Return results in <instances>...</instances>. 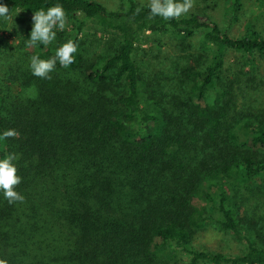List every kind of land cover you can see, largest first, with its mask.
Listing matches in <instances>:
<instances>
[{"label": "trees", "instance_id": "16d2710c", "mask_svg": "<svg viewBox=\"0 0 264 264\" xmlns=\"http://www.w3.org/2000/svg\"><path fill=\"white\" fill-rule=\"evenodd\" d=\"M125 2V10L110 12L96 0H0L10 14L63 5L78 44L67 70L84 80L70 78L67 94H86L79 109L55 91L17 107L0 90V134L19 133L0 141V159L18 155L22 181L15 190L25 198L9 204L0 192V258L9 264H264V230L234 196L252 184L264 191V120L242 118L237 84L225 76L233 51L254 78L264 36L252 29L235 38L208 17L164 20L150 17L137 0ZM229 2L237 20L243 0ZM90 25L118 34L121 43L110 57L86 63L80 37ZM148 33L173 34L186 53L203 33L192 63L179 68L184 95L167 93L142 70L136 54ZM32 55L50 58L51 44H38ZM207 226L242 241L244 251L199 249L195 237Z\"/></svg>", "mask_w": 264, "mask_h": 264}, {"label": "rangeland", "instance_id": "374dc122", "mask_svg": "<svg viewBox=\"0 0 264 264\" xmlns=\"http://www.w3.org/2000/svg\"><path fill=\"white\" fill-rule=\"evenodd\" d=\"M96 1L102 3L110 12L123 11L127 8L125 0ZM137 1L144 5L148 4V0ZM230 6L229 0H195L194 7L181 17L192 14L208 17L235 38L245 36L252 29L264 36V0H243V7L237 15V20L232 19ZM10 17L7 20L0 18V90L7 97L8 105L31 106L32 102L36 103L43 96V91H55L62 96L67 95L66 104L70 105V109H79L80 103L86 99V94L81 89L75 93L69 90L70 94H67L66 85L70 78L84 81L83 77L61 67L58 62L55 71L50 73L51 80L33 76L29 69L33 48L26 47V40L30 38L32 28V14L16 12L10 14ZM76 35L74 22L67 21L65 29L57 30L56 39L51 43V57L55 54V49ZM81 35L82 53L86 63L110 57L121 43L118 34L96 25L88 26ZM202 35L203 33L196 37L186 53L173 34L148 33L143 38V45L137 51L136 58L147 78L153 83H160L167 93L184 95L183 89L186 88L179 83V68L184 67V64L192 63V56L199 52ZM259 64L258 72H254L252 78L247 72L241 54L232 51L226 57L225 76L230 77L237 84L233 92L236 97L237 112H241L243 119L252 117V121L264 120V60H259ZM33 85L36 88V96L29 98L26 90ZM60 86H64L63 89ZM158 88L157 84L155 89ZM66 112L67 117L71 115L67 110ZM238 135L241 142H244L248 136L247 130L244 128ZM234 196L238 202L243 203L242 205H248L244 214L252 213L251 215L255 216L256 226L264 230V191L258 190L252 184L248 190L236 189ZM195 238L194 245L202 250L239 254L245 248L242 241L220 233L213 226H207L199 231ZM177 264H185V261Z\"/></svg>", "mask_w": 264, "mask_h": 264}, {"label": "clouds", "instance_id": "9594fccd", "mask_svg": "<svg viewBox=\"0 0 264 264\" xmlns=\"http://www.w3.org/2000/svg\"><path fill=\"white\" fill-rule=\"evenodd\" d=\"M195 5V0H148L147 7L150 17L159 16L164 20L179 19L186 15ZM140 8L136 9L139 14ZM0 18L10 19V10L7 6L0 4ZM32 28L30 38L26 40V47L34 48L38 44L44 46L50 45L57 35V30L63 31L67 24V14L63 5L57 3L48 7L46 10L40 8L32 13ZM82 38V35L81 37ZM78 51V44L72 39L61 44L55 49V54L48 59H41L38 55H32L29 60V69L33 76L51 80L50 73L55 71L57 62L67 69L75 62L74 54ZM29 98H35L36 88L30 86L26 90ZM19 133L15 129H7L0 134V141L8 138L17 137ZM19 157L16 153H8L3 159H0V192L3 193L5 200L9 204L16 202L23 203L24 196L15 190L22 178L17 175V167L14 161ZM0 264H9V261L0 258Z\"/></svg>", "mask_w": 264, "mask_h": 264}]
</instances>
